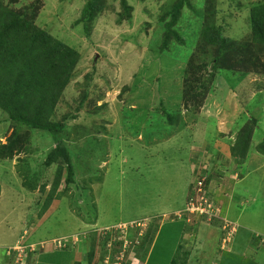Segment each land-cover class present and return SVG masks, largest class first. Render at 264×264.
I'll return each instance as SVG.
<instances>
[{"label": "rangeland", "instance_id": "obj_1", "mask_svg": "<svg viewBox=\"0 0 264 264\" xmlns=\"http://www.w3.org/2000/svg\"><path fill=\"white\" fill-rule=\"evenodd\" d=\"M88 1L3 0L36 10L79 61L52 116L67 119L60 136L0 107V264H88L91 247V264H171L179 250L187 264H264V66L252 64L264 55L216 63L201 33L210 16L229 43L247 41L264 0L186 1L165 48L178 0H106L87 27ZM60 137L75 182L42 213L62 176L44 166Z\"/></svg>", "mask_w": 264, "mask_h": 264}, {"label": "trees", "instance_id": "obj_2", "mask_svg": "<svg viewBox=\"0 0 264 264\" xmlns=\"http://www.w3.org/2000/svg\"><path fill=\"white\" fill-rule=\"evenodd\" d=\"M186 1L189 0H178L166 15L170 20L165 22L163 48L168 44L171 34H175L172 29L180 19ZM123 2L125 3V0ZM105 4L106 0L88 1L83 13V21L87 27L96 14L102 13ZM35 18L36 10L25 13L18 10L15 5L6 6L3 0H0V107L10 114L12 120L26 124L32 129L48 131L54 137H58L67 128L65 122L67 119L55 121L52 116L56 112L62 92L74 76L79 55L74 48L36 24ZM210 18L209 16L204 23L201 33L207 46L217 48V55L213 59L216 63L226 58L229 52H235L236 55H233L235 58L237 56L256 58L264 55V2L250 10V32L247 41L229 43L222 27L210 22ZM252 64L264 66L263 61ZM163 113L167 115L170 123H174L175 116L172 113L165 110ZM70 117L76 118L74 115ZM256 125V119L251 118L247 125H244L247 127H243L244 130L240 132L241 142L237 149L244 145L239 150L244 152L242 157H245V152L250 149ZM65 139L62 137L58 139L44 162L47 168L58 165L57 173L62 176L58 175L47 194L48 198L43 204L42 213L48 210L53 201L65 196L69 187L75 182L76 167L68 141ZM15 146L12 144L9 150L4 146L5 149L2 150L12 153ZM259 148L264 153V142ZM62 182L65 184L63 190H61ZM31 189H34V186ZM91 248L87 255L88 264L93 262L94 248ZM188 259L189 252L179 250L171 264H187Z\"/></svg>", "mask_w": 264, "mask_h": 264}, {"label": "crops", "instance_id": "obj_3", "mask_svg": "<svg viewBox=\"0 0 264 264\" xmlns=\"http://www.w3.org/2000/svg\"><path fill=\"white\" fill-rule=\"evenodd\" d=\"M257 235H258V233H257ZM260 236V235H259ZM257 237V236H256ZM52 253H57L56 251L55 252H53V251H51ZM50 252V253H51ZM36 263V262H35ZM69 264H74V262H73V260H72V257H71V259L69 260Z\"/></svg>", "mask_w": 264, "mask_h": 264}]
</instances>
